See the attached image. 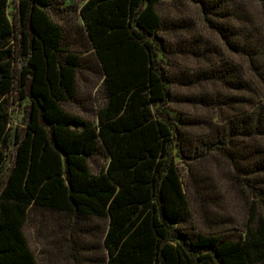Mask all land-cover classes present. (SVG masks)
I'll list each match as a JSON object with an SVG mask.
<instances>
[{
  "label": "trees",
  "instance_id": "16d2710c",
  "mask_svg": "<svg viewBox=\"0 0 264 264\" xmlns=\"http://www.w3.org/2000/svg\"><path fill=\"white\" fill-rule=\"evenodd\" d=\"M164 1L76 6L91 63L67 46L52 0H18L14 20L9 0H0V264H39L25 226L31 214L45 212L102 221L104 264H264V0H191L202 24L244 58L241 65L220 59L223 51L197 33L199 24L165 21ZM169 31L181 37L175 48ZM174 55L205 65L172 74L164 58ZM83 68L102 75L94 120L64 107L75 100ZM177 83H218L233 93L186 96L232 109L210 141L185 131L190 121L208 129L209 122L172 114ZM15 94L28 105L24 124L12 129ZM210 154L239 169L236 180L251 191L241 226L221 216L207 170L192 173V189L184 183L180 164L194 172ZM100 155L107 161L94 165Z\"/></svg>",
  "mask_w": 264,
  "mask_h": 264
},
{
  "label": "rangeland",
  "instance_id": "374dc122",
  "mask_svg": "<svg viewBox=\"0 0 264 264\" xmlns=\"http://www.w3.org/2000/svg\"><path fill=\"white\" fill-rule=\"evenodd\" d=\"M9 2L10 17L14 20V15L18 11V0H9ZM84 2L85 0H52L54 17L63 27L67 46L72 50L79 51L84 60L85 57H88L86 60H90L89 62L93 63L92 53L86 52L88 49L87 37L84 35L78 12L75 10L76 6L82 5ZM255 9H258V7H255ZM159 10L165 21H180L184 19L191 24H196L197 27L199 24L197 33H202L208 37L213 47L223 51V56L220 59H233L237 65L245 64L244 58L229 53L220 35L209 31L202 24L203 16L198 4L191 0H166ZM258 18L260 21H264V13L259 12ZM174 33L178 35L180 30L177 29ZM171 34H173L172 31L167 33V37L170 39L168 44L170 47L173 46L175 48L181 37H176L174 36L175 34L171 36ZM190 34L187 35L189 36ZM164 60L169 64L170 73L172 74L182 71L192 72L199 66L205 65L189 55H174L169 57V59L165 57ZM218 60L219 58L217 57L214 61L217 62ZM101 83L102 75L100 72H95L93 68L81 69L77 79L75 100L64 106L66 110L84 119H96L97 110L103 100L100 92ZM173 90L177 101L171 102L169 108L175 117H187L192 120H206L209 122V124H205L210 126L209 129L201 128L199 124H191V121L190 125L185 128L187 133L196 134L199 139L210 141L217 136L223 130L226 116H230L233 113L230 107L221 104L220 101L219 103L210 101V105L187 101L186 96L194 94L203 93L201 96L209 98V100L217 95H233L229 90L221 88L218 83H213L205 88L195 84L177 83L173 85ZM10 101L11 128L21 127L24 124L25 109L28 104L27 102L21 104L16 94L11 97ZM197 143H202V141L197 140ZM12 156L13 150L10 148L7 150L8 162H10ZM106 161L107 158L104 155H100L94 165L97 163L102 165ZM180 167L184 183L187 188L191 189L193 187L192 173L196 175L201 170H207L206 173L210 180L216 185L217 198L221 200L223 206L220 209L222 212L219 213L227 220L229 227L243 224L248 216L253 196L247 187L236 180V176L242 174L239 169H236L229 160L219 154H210L197 165L192 166L194 172L189 170L190 167L185 163H181ZM196 167L199 171H196ZM239 180L242 179L239 178ZM194 202L193 205L196 204L197 206V203ZM194 219L200 224V213H194ZM103 226L104 223L102 221L81 220L77 222L64 215L45 212L30 215L25 226V233L39 264H104L105 255L100 245Z\"/></svg>",
  "mask_w": 264,
  "mask_h": 264
}]
</instances>
